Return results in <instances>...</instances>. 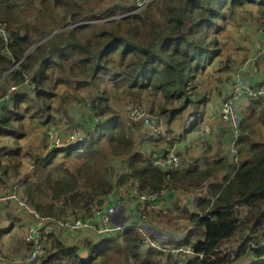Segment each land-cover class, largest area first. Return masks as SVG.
<instances>
[{
    "label": "trees",
    "instance_id": "obj_1",
    "mask_svg": "<svg viewBox=\"0 0 264 264\" xmlns=\"http://www.w3.org/2000/svg\"><path fill=\"white\" fill-rule=\"evenodd\" d=\"M63 1L55 0L53 7L66 6ZM71 1L74 4L68 3L64 15H70L71 22L75 24L73 28L54 34L47 43L37 46L43 37L36 39L31 28L23 24L13 0H0V23L7 25L11 33L9 43L0 36V76L9 73L15 80V86L25 84L28 81L26 74L32 65L47 56L35 82H32L37 86V98L43 100L49 95L40 89L44 86L46 68L52 65L55 69L63 65L64 60H71L70 71H76L80 76L94 80L109 72L110 79L117 86L125 87L128 94L136 95L138 99L147 90L161 96L159 111L169 124L184 108L192 104L199 106L206 100L205 96L201 101L193 100L192 89L197 74L222 53L219 36L226 26L221 20H228L226 9L236 11L250 3L259 6L264 14V0H165L161 21L149 22L141 14L132 13L99 25L96 21L83 23L86 20L81 4ZM101 1L97 0L98 3ZM42 5L48 10L52 6L48 0H43ZM99 16L94 14L87 19L97 20ZM92 26V36L81 34ZM39 27L32 29L35 34L41 31ZM115 57H118L121 68L110 65ZM20 60V65L11 70ZM81 84L87 86L89 82ZM24 100L27 101L24 111H8L0 120V137L7 135L11 127L16 129L12 135L20 132L25 113L35 110L37 104L27 96L17 104ZM51 107L44 102L39 111L44 116ZM89 108L99 109L101 116L111 113L113 117L108 122L107 117L105 120L102 118L96 135L88 142L53 150L47 162L42 163L37 181L27 182L25 192L28 200L43 216L61 219L68 215L70 208L78 209L81 216L94 206L98 198L113 189L112 177L103 174L102 167L108 157L99 144L104 138L108 139L115 155H130L134 149L130 130L108 102L97 104L94 100ZM93 116L95 118V114ZM94 122L95 119L92 125ZM243 130L242 121V133ZM24 133V130L20 132L21 135ZM241 141V152L250 147L252 156L240 164H230L222 158L204 168H184L171 174L170 178L164 170L149 166L141 154L130 157L128 167L131 171L137 170L140 190L157 191L167 184H171L173 189L185 190L209 187L213 199L200 198L198 205L205 216L192 213L187 208H174L177 217L187 218L192 224L184 244H194L196 252L203 254L202 258L195 256L186 264H264V244L259 247L247 244L251 240L260 244V238L264 236V142L255 143L249 137H243ZM60 151L68 156L77 153L87 160L75 174L65 164L53 166L52 160ZM222 171L226 172L222 180L210 182ZM80 179L84 181L83 185ZM80 187L90 189L91 193L80 192ZM46 196L52 202H43ZM239 206H246L247 211L240 212ZM177 217L174 215L173 218ZM203 234L204 238H200ZM239 235H244V238L237 248L221 250L223 243L231 242ZM50 238L49 256L42 264H164L165 255L156 249L149 248L145 254H140L142 238L133 228L125 230L120 238L106 237L98 245L88 242L86 256L79 246H66L60 239L52 235ZM167 260L178 264L172 256Z\"/></svg>",
    "mask_w": 264,
    "mask_h": 264
},
{
    "label": "crops",
    "instance_id": "obj_2",
    "mask_svg": "<svg viewBox=\"0 0 264 264\" xmlns=\"http://www.w3.org/2000/svg\"><path fill=\"white\" fill-rule=\"evenodd\" d=\"M18 1H25V3L29 2L30 4L31 1L36 0ZM42 1L43 0L36 1V5L40 12H43ZM48 1L51 5L55 2V0ZM75 1L77 2L78 0ZM106 3L107 0L102 1L98 8L101 9ZM252 5L255 4H250V6ZM54 8L62 10L61 7ZM257 17H259L257 11L251 16L248 15L249 28L247 30L242 28L239 32L243 39L248 43L250 51L247 50L245 55L230 52L228 50L223 51V57L213 60L200 76L202 86L201 91L206 93L207 102L210 103V106H208L207 103V105L201 109V114L198 115L197 119L195 116H192L188 121L185 120L186 125H184L181 118L174 120L175 122L171 124L166 122L164 134L159 135V138H153L146 135L145 130L142 127H138L137 130L132 133L134 149L130 155L113 154L109 142L102 147L101 150H103L108 157L107 162L115 168V173L112 175V182L114 184L113 189L107 195L100 197L104 199L102 202L103 208L111 205H114L117 208V212L113 219L114 227H123L127 230L128 228L135 226L138 221V196L135 192L139 189L138 179L137 176L133 174L134 170L131 171L128 167V162L132 155L141 154L143 159H145L146 162H149V160L153 159L156 155H161L168 149L174 147L179 154L182 153L186 157H182L183 168L181 170L184 168H193L191 165L192 159H190V157L196 159L194 162L200 164L198 165L199 168H203L201 165L204 156H206L209 161L213 162L225 158L230 164H240L247 159L249 156L246 158L245 155L250 154V147H247L244 153L241 152L243 145L241 140L243 137H249L255 143L264 141V137H261L264 134V131L261 132L263 128L260 129L258 133H255L252 127H247L245 129V125L247 124L245 119L250 113H264V98L260 100H250L245 98V100H243L244 102L242 101V104H240L241 107L239 113L243 121L244 130L235 152L238 156V161H236L234 155H232L230 151L229 141L231 135L229 126L221 120L219 115V100L220 98L225 100L230 94L235 74H242L243 77L252 84H260L264 81V56H258L256 52L261 41V24L260 26L258 25V22L255 19ZM32 25L37 26L39 24L33 23ZM237 29L238 27L227 29L226 33L230 35L232 31H235L238 35ZM31 31L32 34L36 35L33 30ZM54 34H56V32H52V35ZM48 39L49 38L47 37L46 39H42L37 46ZM230 41L232 40L230 39ZM235 41L238 42V37H235ZM242 42L244 44V41ZM230 53H232L233 58L236 60H227ZM44 58H47V56L41 57V61L38 60L32 65L31 69L26 74L28 81L25 84L16 86V89L12 90L10 93L9 90L5 93L3 90L4 95L0 98V120H2V117L8 111H24L27 107V101L24 100L17 104V101L24 96L29 97V99L37 104L33 112L25 113L23 120L25 133L19 137L18 141L14 135L15 133L12 135V132H15L16 130L15 127L9 129V135H5L7 137H0V178L2 180L0 181V198L4 193H17L19 198L24 196V199H26V201H24L27 205V207H22L17 201L0 200V254L7 258L5 262L0 261V264H42L43 260L49 256V251H47L46 255L37 261H28L27 256L29 255L31 244L27 241V233L29 226L35 223L36 220L35 216L30 211V209L34 208L30 204L25 192L27 182L37 181V176L42 163L47 162V158L52 152L45 144V130L47 124L53 121L62 129L61 132L64 133L67 131L69 124L80 121L84 126L89 127L95 119L92 109L88 106H86V108H80L81 103L75 97H72L68 104V106L70 105L71 110H64L62 105L58 109L64 111V114L62 112L63 116L59 115L54 107H51L49 113H44L43 116V113L39 111L40 108H43L42 105L39 106L42 100L37 98V86L32 82H35L36 75L40 73L43 64L42 60ZM50 66L52 65H49L48 67ZM44 78L45 76H43V79ZM4 81L8 82L10 87L14 86V84H10L15 82L12 74L5 73L3 76H0V85ZM43 83L45 84L44 80ZM80 85L83 86L82 84ZM40 89L45 91L43 86L40 87ZM7 95L9 96L6 97ZM62 99V102L67 101L64 98ZM158 99L161 100L160 97ZM48 114L50 117H53L49 121L46 120ZM118 116L124 122L126 127H128L127 118L124 120L122 114H118ZM43 117L44 119L42 120L41 118ZM112 117L113 114H103V118L104 120L106 119V122L110 121ZM35 121H37V123ZM205 129L206 133H202ZM208 132L210 134L205 136L204 134H207ZM253 134L254 136H252ZM172 138L177 139V141ZM105 141L103 142L105 143ZM17 149L18 151H16ZM19 151H21L22 155L18 159L15 157V154L19 153ZM86 160L87 158L85 156L81 157L77 153L68 156L65 152L60 151L52 162L53 166L65 164L69 171L76 174L77 169L80 168ZM121 164L123 166H121ZM12 168H19L18 173L12 171ZM224 175L225 174L219 176L220 178L218 180H222ZM212 181H217L215 176L210 182ZM80 182L82 185L84 184V181L81 179ZM80 192L88 194L91 193V190L80 187ZM204 197H207L210 200L213 199L207 185L202 188H189L187 190L179 188L172 189L161 201L162 206L165 208L167 207L168 213L164 214L162 211L155 210L144 222L143 227L147 229L154 239H157L160 242L175 246L184 244V239L186 238V234L192 228V224L187 218L177 217L178 215L174 213V208L175 206L187 208L192 213L199 214V212H202L198 207L199 200ZM46 201L52 202L49 196L46 197ZM95 204H97V202ZM71 211L75 216H79V210L74 208H70L67 213L68 215L65 216H69V212ZM174 215H176L177 218H173ZM167 216L172 217L166 219ZM180 225L185 226L181 227ZM48 228L52 233V237L54 236L55 238L60 239L66 246H79L83 250L85 256V249L88 242L98 245L102 243L106 237L111 236L110 234H100L89 229H78L74 232H70L53 222L48 224ZM200 238H204V234ZM242 238H244V235H239L231 242L223 243L220 247L221 250L237 248L242 242ZM260 243L264 244V236L260 238ZM143 254H145V252ZM164 264H172V262L164 258ZM243 264H246V262Z\"/></svg>",
    "mask_w": 264,
    "mask_h": 264
},
{
    "label": "rangeland",
    "instance_id": "obj_3",
    "mask_svg": "<svg viewBox=\"0 0 264 264\" xmlns=\"http://www.w3.org/2000/svg\"><path fill=\"white\" fill-rule=\"evenodd\" d=\"M36 1H39V0H36ZM36 1H31V3L29 4V2L25 3V1L19 2L18 0H13V2L17 5V11H19L21 14L19 19L21 21H23V24L28 25L31 28V30L35 28V26L32 25L33 23L39 24V26H40L39 28L41 29V31L39 33H36V35H34L36 37V39H39L41 36L43 37V39L44 38L46 39V37H47L49 39L44 41V43H47L50 40V38L52 37V32H54V31L56 33L61 32V31L62 32H68L69 30H71L73 28V26L75 24H73L71 22L70 15L69 16L64 15L65 10L68 7V3L74 4L71 0H64L63 1L66 4V6L61 7L62 10L55 9L52 5L49 10L43 6V12L39 11L38 6L36 5ZM102 1H105V0H102ZM77 2H78V4H81V6L83 8V18L86 20L83 23L96 21V22H99V25H101L102 23H104L110 19L123 18L128 13H139L142 15L143 18H145L149 22H151L153 20L154 21H161V19L163 18V11L165 10L164 9L165 8V0H154L153 2L150 3V5L148 4V6L145 5V6H141V7H139L138 5H134V3H135L134 0H107V3L104 6H102L101 9L98 8V6L101 2L98 3L97 0H78ZM22 10H24V11H22ZM256 11H257V14L259 15V17L255 18V19L257 20L259 26L261 24V28H260V30H261L260 31L261 32V41H260V45L258 47V50H259L260 46L262 45L263 39H264V35L262 33V27L264 26V14L261 13V9L259 6H257V5L256 6L255 5L250 6L249 3H246L244 6L238 7L236 11H232V9H228V8L226 9L225 14H226V17L228 18V20H226V21L221 20V23L225 24L226 26H225L224 30H222V32L219 36L222 53L219 56L215 57L213 60L222 58L223 57V51H226V50H228L230 52L240 53L243 55L246 54L247 50L250 51V47H248V43L246 42L245 39H243V37L240 35L239 32H240V29H242V28H244L246 30L249 28L248 15L251 16ZM94 14L98 15V16L101 15V16H99L100 19H97V20L87 19V17H89L90 15H94ZM102 14H105L106 16L103 17ZM96 22H94V23H96ZM93 25H96V24H93ZM235 27H238V29H237L238 35L236 34L235 31H232V33L230 35H228L226 33L227 29L235 28ZM93 31H94V27L92 26L91 29H88V32H82L81 34L85 33L88 36H92ZM211 32L212 31H210V33ZM235 37H238V42L235 41ZM230 39L232 41H230ZM242 41H244V44ZM258 50L256 51L257 54L259 53ZM112 60H114V61H112L110 63V65L111 66L115 65L117 68H119L120 66H119V62H118V57H115ZM227 60H236V59L233 58L232 53H230V55H228ZM33 61H35V60H32V62ZM43 62H44V60H42V63ZM62 63H63V65H61L60 67L57 66L55 69L52 66L46 68V72L44 75L45 76V78H44L45 84H44L43 88H44V90L49 92V95L45 96V98L43 100L41 99L42 101L40 102L39 106L40 105L43 106L44 102H46L48 104H51V106L57 110L59 115H62V112L64 114V111L58 110L60 108V106L62 105L64 110H67V111L71 110L70 105L68 106V104L70 102V99L72 97H75L81 103L80 108H86V106H88V107L91 106V103L94 100H97V104H105L106 102H108L109 106L112 107L113 109H115L119 115L120 114L123 115L124 120H126V118H127V120H129V114H130L131 109L137 105H141V106H143V107H145V108H147L153 112L154 111L156 112V110L158 112H160L159 111V105L162 104V99L159 100L158 98L159 97L162 98L161 96H158V95L150 92L149 90H147L142 94L140 99H138L136 97V95L133 96L132 94H128V92L126 91L127 89L125 87L117 86L116 82H114L113 80L110 79L109 72H106L105 74L104 73L100 74L96 79L92 80L91 78H86V77L80 76L78 74V72L76 73V71L74 73L72 71H70L71 66L73 65V62H71V60H64ZM202 73H203V71H201L197 74V77L195 80V86L192 89V98L195 101H201L203 99V96H205L206 100L204 102H202L199 106H195L192 104V105H190V106H188L182 110L181 114L178 115V117H176L175 120L181 118L183 120L184 125H186L185 120L188 121L192 116H195V118L197 119L198 115L201 114V109L204 106H206L207 103H208V106H210L209 105L210 103L207 102L206 93H204V91H201L202 86H201L200 76L202 75ZM85 81L89 82L87 87L81 86L80 85L81 82H85ZM5 82L6 81H4L0 85V98L2 95H4V93L6 91L11 89L8 82H6V83ZM10 84L13 85L16 83L13 82ZM3 90H4V93H3ZM228 96H227V98H228ZM62 98L66 99L67 101L62 102V100H63ZM226 99L224 100L223 98H220V100H219V112H220V108H221L222 104L226 101ZM243 100H245V99H242L238 103V115L239 116H240L239 110L241 107L240 104H242ZM176 106L179 107L180 105L176 104ZM92 112H95V111L92 110ZM69 114H70V112H69ZM194 114H196V115H194ZM108 115H111V113H108ZM161 116H162V122L164 125V128H163V134H164L165 124L167 121H166L165 116H163V115H161ZM27 117H29V116H27ZM51 118H53V117L52 116L50 117L48 114L46 117V120L49 121V120H51ZM41 119L43 120L44 117ZM221 120L225 124H227L226 121H224L223 119H221ZM245 120L247 123L245 125V129L247 127H252V129L255 133H258L260 131V129H262V128H263V130L261 132L264 131V113L263 114L250 113ZM35 122L37 123V121H35ZM253 125H254V128H253ZM255 125H257L258 127ZM137 126H139V125H137ZM128 127H129V129H131V127L129 125H128ZM19 129L21 131L25 130L24 127L19 128ZM136 130H137V128L135 130H132V131L135 132ZM20 132L14 134L15 137L17 138V141H18L19 137L22 136L20 134ZM202 133H206V129ZM130 134H132L131 130H130ZM208 134H210V133L208 132L207 134H204V135L206 136ZM230 135H232V133H230ZM171 136H173V135H171ZM252 136H254V134ZM3 137H7V136H3ZM261 137L263 138L264 134ZM172 139L177 141V139H174V138H172ZM103 141H105V143ZM108 142H109L108 139L102 140L101 144H99L100 148L102 149V147H104V145L107 144ZM237 145H238V143H237ZM237 145H236V148H237ZM17 146H16V148H17ZM16 151H18V149ZM235 152L231 151V153H232V155H234L236 161H238V156ZM21 155H22L21 151H19V153L15 154V157L19 159L21 157ZM181 156L183 157L184 155L182 154ZM248 156L250 157V156H252V154L250 153V154L245 155L246 158ZM190 159H192L191 165L193 167L199 168L198 165H200V164L194 162V161H196V159L191 158V157H190ZM212 162L213 161H209L208 158L206 156H204L201 166H203V168H204L207 165H209V163H212ZM12 166H14V165H12ZM121 166H123V165L121 164ZM102 168H103V174L107 175L108 177H112V175L115 173V168L112 167L111 165H109V163L107 161L104 163V166ZM12 171L18 173L19 168L18 169L12 168ZM224 171H226V169H224ZM225 173L226 172L217 173V175L215 176V179L218 180L220 178L219 176H223V174H225ZM133 174H135L137 176V174H138L137 170H134ZM46 197L43 198V200H44L43 202L46 201ZM69 214H70V216H75L72 211L69 212ZM65 217H67V216H65ZM65 217H63V218H65ZM171 217L172 216H167L166 219L171 218ZM180 226L184 227L185 225H180Z\"/></svg>",
    "mask_w": 264,
    "mask_h": 264
},
{
    "label": "built area",
    "instance_id": "obj_4",
    "mask_svg": "<svg viewBox=\"0 0 264 264\" xmlns=\"http://www.w3.org/2000/svg\"><path fill=\"white\" fill-rule=\"evenodd\" d=\"M154 0H134V5L139 7L150 5ZM146 6V7H147ZM132 14V13H128ZM126 14V15H128ZM262 33L264 35V26L262 27ZM0 36H2L7 43L11 40L10 29L7 25L0 23ZM258 56H264V39L262 45L258 50ZM22 60L15 63L13 68L18 67ZM16 86H11L9 93L15 90ZM7 95L6 97H8ZM248 98L250 100H260L264 98V81L260 84H252L248 82L242 74L237 73L234 76V83L232 90L222 104L220 108V118L227 122L229 126L231 139L229 141V147L232 152L236 151V145L240 138L242 137V118L238 115V103L242 100ZM95 122L90 127L87 128L80 121H76L69 124L66 132H61V128L55 124L53 121L47 124L45 130V144L50 151L66 148L71 145H76L80 143H86L93 138L97 133V128L102 121L103 116H101L99 109L94 110ZM132 130L138 127H142L145 130L146 135L153 138H158L159 135L163 134V122L160 112L151 111L141 105H137L131 109L129 114V120L127 123ZM139 125V126H137ZM149 166L154 169H161L167 173V177L170 178L171 174L181 170L183 168V159L178 151L173 147L168 149L161 155H156L153 159L147 162ZM173 189L171 184H167L160 190H140L137 189L135 192L138 196V221L135 226L131 227L135 229L142 238V245L139 248V252L142 255L147 249L153 248L160 251L165 258L173 257L174 261L178 264H186L187 261L195 256L203 257V254H198L195 250L194 244H181V245H171L160 242L154 239L151 234L143 227L144 222L150 217V215L155 211H162L164 214L168 213L167 207H163L161 201L170 193ZM23 198V199H22ZM17 201L20 206L27 207L24 196L19 198L17 193H4L0 200ZM25 200V201H24ZM237 209L240 212H246V206H239ZM30 211L35 216V223L31 224L28 228L27 241L31 244V249L29 255L27 256L29 262H35L38 259L46 255L48 249L51 246L52 234L48 228V224L53 222L60 227L74 232L78 229H89L96 231L100 234H110L114 237H121V235L126 230L123 227H114L113 219L117 212V208L114 205L103 208L102 205L94 204L92 208L82 214L81 216H67L65 218L56 219L51 217H46L39 214L35 209H30ZM201 216H205L206 213L199 212ZM129 229V228H128ZM256 236V234L254 235ZM252 247H259L261 243H255L251 240L247 243ZM6 257L0 254V261L5 262Z\"/></svg>",
    "mask_w": 264,
    "mask_h": 264
},
{
    "label": "water",
    "instance_id": "obj_5",
    "mask_svg": "<svg viewBox=\"0 0 264 264\" xmlns=\"http://www.w3.org/2000/svg\"><path fill=\"white\" fill-rule=\"evenodd\" d=\"M103 200H104L103 198H99V199H98V201H97V204H98L99 206H101V205H102V202H103Z\"/></svg>",
    "mask_w": 264,
    "mask_h": 264
}]
</instances>
